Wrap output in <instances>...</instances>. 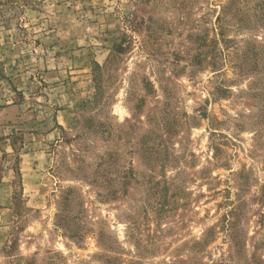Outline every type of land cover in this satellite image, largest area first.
<instances>
[{"label":"rangeland","instance_id":"1","mask_svg":"<svg viewBox=\"0 0 264 264\" xmlns=\"http://www.w3.org/2000/svg\"><path fill=\"white\" fill-rule=\"evenodd\" d=\"M0 264H264V0H0Z\"/></svg>","mask_w":264,"mask_h":264}]
</instances>
